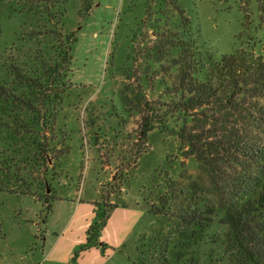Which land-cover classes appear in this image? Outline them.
<instances>
[{
	"label": "rangeland",
	"instance_id": "1",
	"mask_svg": "<svg viewBox=\"0 0 264 264\" xmlns=\"http://www.w3.org/2000/svg\"><path fill=\"white\" fill-rule=\"evenodd\" d=\"M39 1L0 0V56L19 34L36 25L43 4ZM61 1L66 10L64 31L76 32L77 40L72 48V86L52 132L49 124L37 127L25 113L27 130L17 129L0 114L1 124L10 123L8 129L0 127L1 142L8 136L15 168L35 186L17 193L25 187L8 183L12 172H0L5 187L0 190V264H132L138 236L154 219L148 212L151 194L162 192L167 173L179 177L182 161L192 179L200 175L199 165L181 154L178 136L167 130L155 128L146 145L136 144L141 116L127 108L125 94L134 99L140 93L143 100L152 101L163 92L159 65L147 57L155 39L147 20L148 0ZM178 1L198 29L200 44L218 58L246 43L254 44L264 58V22L257 0ZM169 124L178 128L174 121ZM35 135L55 137L50 145L58 139L62 143L49 155L47 167L36 165ZM68 146V152L58 153ZM127 152L131 163L127 166L123 160V166L120 158ZM94 202L103 209L107 205V240L119 244L122 234L127 237L118 249L103 250L101 245L83 257L80 247L88 228L84 224L92 223L90 214L98 209ZM113 204L116 209L110 208ZM218 220L215 217L211 225L210 238L224 232ZM211 246L219 245L204 247Z\"/></svg>",
	"mask_w": 264,
	"mask_h": 264
},
{
	"label": "trees",
	"instance_id": "2",
	"mask_svg": "<svg viewBox=\"0 0 264 264\" xmlns=\"http://www.w3.org/2000/svg\"><path fill=\"white\" fill-rule=\"evenodd\" d=\"M257 2L263 23L264 0ZM39 3L43 4L36 25L19 34L0 56V114L17 129L27 130L25 113L37 127L49 124L52 132L72 86L77 37L76 32L64 31V1ZM147 13L155 36L147 57L149 63L159 65L163 92L152 101L143 100L140 93L134 99L124 93L127 108L141 116L136 144L146 145L155 128L176 134L181 154L198 163L200 175L192 179L183 161L179 177L167 173L162 192L152 193L148 200L154 219L139 234L131 262L264 264V58L250 43L218 58L200 44L199 31L178 0H148ZM246 18L248 24V14ZM8 120L0 127L8 129ZM171 121L178 128L170 127ZM7 137L3 142L0 137V172L6 176L12 172L8 183L25 187L15 193H28L34 184L15 168V151ZM34 138L39 140L36 165L47 167L49 155L62 143L58 139L50 145L55 137ZM69 150L70 146L58 153ZM129 153L120 158L121 165L125 166L124 160L130 166ZM94 204L98 209L80 252L99 246L108 219L107 205L103 209L99 202ZM215 217L224 228L220 238L209 237ZM207 243L219 246L205 249ZM107 246L103 243L101 248Z\"/></svg>",
	"mask_w": 264,
	"mask_h": 264
},
{
	"label": "crops",
	"instance_id": "3",
	"mask_svg": "<svg viewBox=\"0 0 264 264\" xmlns=\"http://www.w3.org/2000/svg\"><path fill=\"white\" fill-rule=\"evenodd\" d=\"M116 209V208H115ZM90 217H94V211L92 212V214H90ZM88 221V220H87ZM89 224H90V222L88 221L86 224H84L85 226H84V228L86 229L88 226H89ZM86 231V230H85ZM124 236V237H123ZM126 235H123L122 234V236H120V239H121V242L119 243V244H113V243H111V242H109L108 240H107V238H106V228H104L103 230H102V235H101V237H100V242H99V246H101V245H103V243H106L107 242V247L106 248H109V249H118L120 246H121V244L122 243H124V241H125V239H126ZM85 239H86V234H85ZM92 248H95L96 250H97V248L98 247H92ZM106 248H105V250H106ZM93 250V249H92ZM87 251H90V249H88V250H86V251H83V257L86 255L85 253L87 252ZM83 261V260H82Z\"/></svg>",
	"mask_w": 264,
	"mask_h": 264
},
{
	"label": "water",
	"instance_id": "4",
	"mask_svg": "<svg viewBox=\"0 0 264 264\" xmlns=\"http://www.w3.org/2000/svg\"><path fill=\"white\" fill-rule=\"evenodd\" d=\"M48 191H50V189H48Z\"/></svg>",
	"mask_w": 264,
	"mask_h": 264
}]
</instances>
